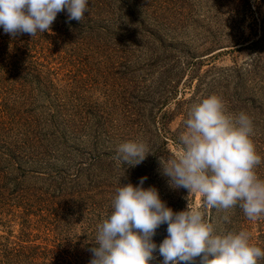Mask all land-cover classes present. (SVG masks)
<instances>
[{
  "label": "rangeland",
  "instance_id": "obj_1",
  "mask_svg": "<svg viewBox=\"0 0 264 264\" xmlns=\"http://www.w3.org/2000/svg\"><path fill=\"white\" fill-rule=\"evenodd\" d=\"M114 4L118 16L104 15L107 28L88 32L84 44L75 30L65 41L46 31L35 36L32 48L18 42L29 54L18 56L14 42L6 45L0 34V108L13 105L36 118L52 168L35 175L24 165L26 176L2 168L0 259L89 264L97 225L111 214L116 189L136 186L142 177L143 187H155L174 212L189 203L216 223L219 210L213 214L202 196L169 186L159 158L178 156L183 121L194 103L215 94L230 113L247 114L236 87L253 71L264 75L255 68H264V0ZM57 28L66 32L64 24ZM7 60L21 70H8ZM128 141H144L150 152L134 168L113 159ZM14 185L35 190L28 202L35 205L25 206ZM255 223L250 232L256 233ZM167 235L164 224L153 242L159 246ZM154 256L150 264H161L158 250Z\"/></svg>",
  "mask_w": 264,
  "mask_h": 264
},
{
  "label": "clouds",
  "instance_id": "obj_2",
  "mask_svg": "<svg viewBox=\"0 0 264 264\" xmlns=\"http://www.w3.org/2000/svg\"><path fill=\"white\" fill-rule=\"evenodd\" d=\"M89 0H0V27L12 37L51 31L58 13L81 22ZM179 154L159 158L161 173L173 189H186L203 197L208 208L239 206L250 220L264 218V180L255 169L262 163L253 142V119L241 111L232 114L215 94L194 103L183 121ZM150 154L144 141L121 143L113 157L118 164L136 167ZM131 183L116 189L112 212L97 225L96 243L89 249V264H150L158 250L161 264H259L264 250L241 230L216 234L204 212L193 208L174 212L155 187ZM224 220L228 217L224 216ZM167 224V237L159 246L156 230ZM199 261L197 262V258Z\"/></svg>",
  "mask_w": 264,
  "mask_h": 264
},
{
  "label": "trees",
  "instance_id": "obj_3",
  "mask_svg": "<svg viewBox=\"0 0 264 264\" xmlns=\"http://www.w3.org/2000/svg\"><path fill=\"white\" fill-rule=\"evenodd\" d=\"M116 1L117 0H89V12L84 14V19L81 22L76 20L69 21L66 10L60 12L53 23L54 28L51 27V31L54 32L51 37L53 39L57 38L58 40L65 41L67 33L71 30H75L76 33L82 35L81 44H84V42H87L90 38L87 34L88 32L107 28V20L104 15L112 13L118 16V9L114 6V2ZM62 24L66 27V32L63 34L60 32L59 28H57V26L59 27V25ZM0 34L1 39L6 42V45L7 43L10 44V42H14L13 47L15 48L16 55L21 56L25 54L29 56L27 52L16 47V44H18V42L29 43L21 45L30 47V43L33 42L35 37L27 33L12 37L10 34H6L2 27H0ZM32 50H34V48ZM259 50L264 52V44ZM10 55L14 57L13 54ZM33 62L35 61H32V63ZM5 63L10 71L19 72L21 70V68H16L14 62L7 60ZM6 64L4 66H6ZM255 68L257 71L264 72V68L262 67L257 66ZM248 72L252 71L249 70ZM253 72L254 74L246 75V78L237 84L236 89L239 87L241 92L236 93V96L241 98L240 95L242 94L246 98L247 114L253 119L254 124V135L252 139L257 153L262 157V163L255 171L257 176L261 180H264V75H259L257 74L258 72L255 71ZM239 113L240 112H236L237 115ZM40 133L41 128L36 125V118H29L22 115L13 105L10 107L9 104H4L2 108H0V182L2 181V173L4 170L6 173L9 168L15 167L20 170L23 176H26L25 170L22 169L24 165L27 166L30 172H34L35 175H38L37 172L40 170L50 171L52 169L49 167L50 161L47 159L45 148H41L44 143L42 139L45 138H42ZM15 181H17L16 178ZM15 187L20 191L16 192L17 189L15 190ZM14 190L17 196L21 198L23 196L25 197L22 199H25L26 203L21 201L25 203V206L30 207L35 205L28 203L35 190L20 189V186L15 185ZM2 195V186L0 185V196ZM216 210L217 209L213 208V214ZM224 216H227L228 219L224 220ZM209 222L212 223V221ZM254 222H256L255 224L257 225V234L255 232H250ZM213 227L216 234L245 230L250 234V242L264 250V218L250 220L244 215L243 210L239 206L229 209L227 212L219 210L216 223ZM7 256L8 255H5L4 258L1 257L0 264H21L23 262V258L20 255ZM198 261L199 257L197 258V262ZM182 264H186V262H182ZM259 264H264V260L259 261Z\"/></svg>",
  "mask_w": 264,
  "mask_h": 264
}]
</instances>
